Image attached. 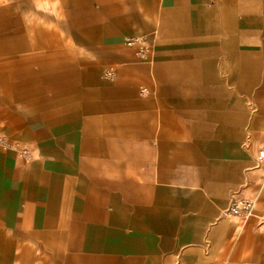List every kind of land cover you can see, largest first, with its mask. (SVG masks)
<instances>
[{"label":"crops","instance_id":"0c3cea01","mask_svg":"<svg viewBox=\"0 0 264 264\" xmlns=\"http://www.w3.org/2000/svg\"><path fill=\"white\" fill-rule=\"evenodd\" d=\"M0 131V264H264V0H0Z\"/></svg>","mask_w":264,"mask_h":264},{"label":"built area","instance_id":"2783aa9c","mask_svg":"<svg viewBox=\"0 0 264 264\" xmlns=\"http://www.w3.org/2000/svg\"><path fill=\"white\" fill-rule=\"evenodd\" d=\"M126 45L129 47L137 48V56L141 61H149L152 55V47L146 45L144 40L140 37H131L126 40ZM113 75L111 69L104 73L106 79H110ZM9 147L7 136L0 131V149ZM257 160L259 163H264V147L260 148L257 152ZM258 202V195L252 198L236 197L232 200L230 207L225 211V215L236 219L242 225L251 219H255V226L257 229L264 230V213L257 214L256 206Z\"/></svg>","mask_w":264,"mask_h":264},{"label":"rangeland","instance_id":"374dc122","mask_svg":"<svg viewBox=\"0 0 264 264\" xmlns=\"http://www.w3.org/2000/svg\"><path fill=\"white\" fill-rule=\"evenodd\" d=\"M258 169H259V168H258ZM261 173H263V171H262ZM248 223L251 224V225H255V219H251V220H249ZM248 223H247V224H248ZM254 230H255V229H254ZM254 230H253V231H254Z\"/></svg>","mask_w":264,"mask_h":264}]
</instances>
